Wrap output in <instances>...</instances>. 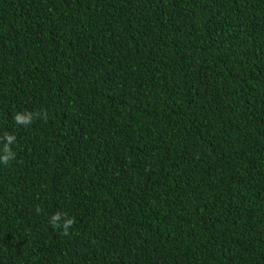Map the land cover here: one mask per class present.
<instances>
[{
	"label": "trees",
	"instance_id": "16d2710c",
	"mask_svg": "<svg viewBox=\"0 0 264 264\" xmlns=\"http://www.w3.org/2000/svg\"><path fill=\"white\" fill-rule=\"evenodd\" d=\"M5 132L0 264H264V0H0Z\"/></svg>",
	"mask_w": 264,
	"mask_h": 264
},
{
	"label": "clouds",
	"instance_id": "9594fccd",
	"mask_svg": "<svg viewBox=\"0 0 264 264\" xmlns=\"http://www.w3.org/2000/svg\"><path fill=\"white\" fill-rule=\"evenodd\" d=\"M37 119L48 120L47 110L43 111H21L13 116L15 123L22 127H28ZM17 142V137L14 134L5 132L0 136V164L9 165L16 160V152L13 150V145ZM41 210L37 208L39 213ZM49 223L53 228L62 230V234L67 236L70 234L69 230L74 226L75 219L67 217L66 213L56 212L52 215Z\"/></svg>",
	"mask_w": 264,
	"mask_h": 264
}]
</instances>
